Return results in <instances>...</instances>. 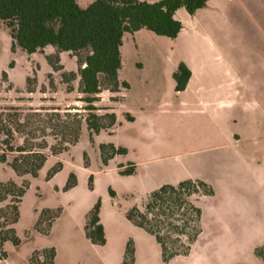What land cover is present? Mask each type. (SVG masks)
<instances>
[{"label":"rangeland","instance_id":"1","mask_svg":"<svg viewBox=\"0 0 264 264\" xmlns=\"http://www.w3.org/2000/svg\"><path fill=\"white\" fill-rule=\"evenodd\" d=\"M123 44L119 76L129 89L116 96L121 98L116 126L93 141L85 126L79 142L61 156L49 158L37 178H19L1 166L0 181H26L28 189L15 225L20 245L8 243L7 259L0 264H28L36 251L51 249L56 252L55 264H123L128 246L133 249L134 264H264L257 256V250L264 247V181L246 190L229 186L234 175L237 185L238 178L245 179L240 176L242 162L230 150L200 152L205 146L201 139L206 133L214 134L217 127L198 119L194 107L182 106L186 95L176 92L171 63L156 47L137 52L130 36ZM12 45L9 30L0 26V110L14 107L27 113L44 108L76 113L79 111L74 109L86 107L80 101V79L64 78L78 75L77 57L54 49L35 55L20 49L13 53ZM3 73L7 81L2 80ZM111 97L104 90L95 107L115 110L118 104ZM239 127L242 134L244 125ZM258 130L241 138L264 134ZM109 145L125 153L105 164L101 146ZM243 147V151H258V166L264 175V140ZM58 163L61 171L51 176ZM132 166L136 167L134 175L121 174ZM72 176L76 185L67 188ZM185 180L204 181L214 196L198 203L203 234L189 256L165 263L155 238L136 227L127 215L141 209L147 196L161 186ZM97 204L106 235L104 247L94 246L85 233L87 216ZM44 210H61L49 235L34 231Z\"/></svg>","mask_w":264,"mask_h":264},{"label":"trees","instance_id":"2","mask_svg":"<svg viewBox=\"0 0 264 264\" xmlns=\"http://www.w3.org/2000/svg\"><path fill=\"white\" fill-rule=\"evenodd\" d=\"M209 1L161 0L149 4L139 0H95L87 8H81L77 0H0V24L10 32L12 52L20 49L27 55H35L54 49L58 54L77 57L78 75L71 73L64 78L80 79V101L86 104L81 110L74 109L79 111L76 113L44 108L29 109L27 113L14 107L0 110V168H10L19 178H37L49 158L61 156L79 142L85 126L90 141L112 130L117 124L115 110L99 109L95 104L104 90L112 94L113 103H118L120 99L116 96L129 89L119 76L124 36L146 29L156 36L176 39L183 28L175 19L176 13L185 9L193 16L206 8ZM82 53L86 55L80 59ZM191 77L189 68L181 64L173 75L177 93L187 89ZM2 80L7 81L6 73ZM101 111L106 113L101 115ZM101 151L105 164L115 155L125 153L113 145L101 146ZM61 169L62 164L58 163L51 176ZM135 171L136 167L132 166L121 174L132 176ZM75 185L72 176L67 188ZM27 189L26 181L21 184L0 181V261L7 259L8 243L14 247L20 245L15 225L19 222ZM212 196L214 190L202 180L163 185L147 196L141 209L130 211L127 218L155 238L163 261L168 263L189 256L199 241L203 234V212L198 203ZM60 215L61 210H44L34 231L49 235ZM85 233L94 246L106 245L100 204L89 212ZM257 256L264 262V247L257 250ZM55 257L54 249L36 251L28 264H55ZM123 264H134L130 246Z\"/></svg>","mask_w":264,"mask_h":264},{"label":"crops","instance_id":"3","mask_svg":"<svg viewBox=\"0 0 264 264\" xmlns=\"http://www.w3.org/2000/svg\"><path fill=\"white\" fill-rule=\"evenodd\" d=\"M94 1L77 3L87 8ZM139 1L154 4L161 0ZM175 19L183 27L176 39L159 37L146 29L124 38H132L137 52L159 48L171 63L173 75L181 64L189 68L192 77L188 87L178 93L186 95L181 104L194 107L198 119L217 127L214 134L206 133L201 139L205 146L200 152H234L242 162L240 176L245 175V179L238 178L237 185L234 175L228 185L238 190L257 186L264 181L259 153L243 151V146L264 140V134L241 137L264 130V0H210L195 15L181 9ZM117 104L118 116L121 98ZM239 125H244L242 134Z\"/></svg>","mask_w":264,"mask_h":264}]
</instances>
